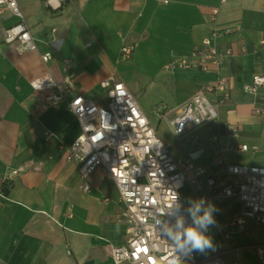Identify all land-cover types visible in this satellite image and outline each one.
<instances>
[{
    "label": "crops",
    "instance_id": "crops-1",
    "mask_svg": "<svg viewBox=\"0 0 264 264\" xmlns=\"http://www.w3.org/2000/svg\"><path fill=\"white\" fill-rule=\"evenodd\" d=\"M18 4L38 48L8 43L6 30L20 17L0 10V264H117L111 249L127 241L126 207L115 181L99 167L86 192L80 164L67 160L80 133L68 107L73 95L62 93L44 109L45 95L31 86L45 75L62 84L67 61L75 74L73 92L100 105L107 102L100 81L118 73L171 153L206 169L199 176L187 171L181 193L216 206L217 224L209 234L220 245L240 204L211 199L207 176L220 159L264 167V117L255 111L256 96L245 90L255 75L264 74V51H253L264 37V0H65L57 10L45 0ZM237 26L241 30L217 39L221 48L235 51L218 66L168 67L174 56L190 55L211 30ZM124 40L134 44L129 59L121 55ZM242 45L247 52H240ZM47 52L52 59L45 62ZM220 76L230 80V95L218 119L176 136L169 110ZM230 124L239 126L236 135ZM244 144L247 151L240 149ZM16 169L21 171L10 178ZM241 235L234 234L240 245L262 242L264 226L252 224L251 234L238 240ZM242 257L243 264H259L253 247Z\"/></svg>",
    "mask_w": 264,
    "mask_h": 264
},
{
    "label": "built area",
    "instance_id": "built-area-1",
    "mask_svg": "<svg viewBox=\"0 0 264 264\" xmlns=\"http://www.w3.org/2000/svg\"><path fill=\"white\" fill-rule=\"evenodd\" d=\"M45 1L52 10H57L65 0ZM4 8L20 17V21L6 30L5 40L8 43L18 42L20 50L37 49L38 44L23 20L18 0H0V10ZM211 10L212 19H215L219 9ZM239 30L240 26L211 30L190 55L174 56L168 67L208 69L211 65L218 66L225 56L235 51L232 46L221 48L217 39ZM133 51L134 44L124 40L121 47L123 59H129ZM247 51L246 45H242L240 52ZM253 51H264V37L258 39ZM42 59L50 61L51 53L43 54ZM64 67L67 74L62 84L45 75L31 81V86L35 92L45 95L42 100L44 109L56 104L62 93L73 95L68 107L79 121L80 133L69 146L67 160L80 164L82 190L87 192L91 189L88 178L99 167L105 169L117 185L120 201L126 207L123 218L127 224L126 243L111 249V256L117 264H243L242 252L247 247H253L259 264H264V240L240 245L234 238L235 233L249 236L252 224L264 226V167L228 163L222 159L216 162L207 176L212 190L211 199H229L239 203L240 209L231 221V232L223 234V242L216 245L215 251H210L204 258L192 253L182 256L179 261L170 244L159 235L157 209L166 208L176 195L187 206L181 193L186 172L191 170L199 176L206 174V169L196 167L190 159L179 161L171 153L170 146L143 112L138 97L118 73H111L100 81L107 100L106 104L100 105L73 92L75 74L71 71L70 61L65 62ZM245 90L256 96L255 111L264 117V74L255 75L245 85ZM229 95L230 80L223 76L197 88L190 97L169 110L175 114L170 121L173 132L181 137L188 130L216 121ZM229 129L236 135L239 126L230 124ZM240 149L247 151L249 147L244 144ZM253 150L257 148L253 147ZM20 171L13 170L9 177ZM227 254L233 256L232 262L224 258Z\"/></svg>",
    "mask_w": 264,
    "mask_h": 264
},
{
    "label": "clouds",
    "instance_id": "clouds-1",
    "mask_svg": "<svg viewBox=\"0 0 264 264\" xmlns=\"http://www.w3.org/2000/svg\"><path fill=\"white\" fill-rule=\"evenodd\" d=\"M186 205L176 195L166 208L157 209L156 219H160L159 223L155 221L159 235L170 244L179 261L182 256L206 254L215 251L217 247L209 234V229L217 224L214 215L216 206L204 197H189Z\"/></svg>",
    "mask_w": 264,
    "mask_h": 264
},
{
    "label": "rangeland",
    "instance_id": "rangeland-1",
    "mask_svg": "<svg viewBox=\"0 0 264 264\" xmlns=\"http://www.w3.org/2000/svg\"><path fill=\"white\" fill-rule=\"evenodd\" d=\"M225 228H226L227 231H230V232H231V230H232V227H231V225H230L229 223H228L227 225H225ZM256 234H257V233H254V235H256ZM237 235H238V234H237ZM244 237H245V235H241V236L238 238V240H239V239H240V240L245 239ZM224 258H225L227 261H231V262H232V260H233V256L230 255V254L225 255Z\"/></svg>",
    "mask_w": 264,
    "mask_h": 264
}]
</instances>
